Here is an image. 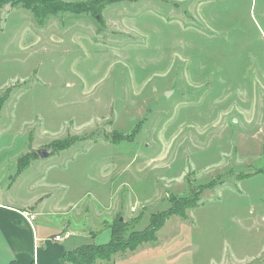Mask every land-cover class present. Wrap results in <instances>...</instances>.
Returning a JSON list of instances; mask_svg holds the SVG:
<instances>
[{
    "label": "rangeland",
    "instance_id": "rangeland-1",
    "mask_svg": "<svg viewBox=\"0 0 264 264\" xmlns=\"http://www.w3.org/2000/svg\"><path fill=\"white\" fill-rule=\"evenodd\" d=\"M61 1L84 9L41 20L0 6V146L19 159L11 179L40 149L61 192L107 176L104 226L121 216L124 240L171 199L193 205L157 241L103 264H264V0H125L99 11L103 0ZM74 194L79 209L105 202ZM100 210L89 209L93 227Z\"/></svg>",
    "mask_w": 264,
    "mask_h": 264
},
{
    "label": "crops",
    "instance_id": "crops-1",
    "mask_svg": "<svg viewBox=\"0 0 264 264\" xmlns=\"http://www.w3.org/2000/svg\"><path fill=\"white\" fill-rule=\"evenodd\" d=\"M9 148V145L0 146V264H11L12 261L19 264H58L64 254L94 245V237L98 233L108 231L111 236L112 229L104 226L109 220L107 215L111 206L106 199L114 197L108 192L107 176L101 179L86 176L80 184L74 183L72 190L61 192L59 172L54 170V166L50 169L42 164L43 159L53 157L48 155L46 158L40 156L39 162L33 160L23 172L11 179L8 166L15 164L17 167L19 159L14 156L17 153L4 157ZM114 186L111 184L110 189ZM115 187L118 189L119 185ZM94 191H99L105 202L96 197L79 209L77 200L71 196L75 193L73 196L77 197L78 192L88 195ZM92 207L106 210H100L97 227L91 225L89 209ZM26 213L34 216L32 222L25 217ZM57 235L61 239L56 241ZM103 263L111 261L97 264Z\"/></svg>",
    "mask_w": 264,
    "mask_h": 264
},
{
    "label": "trees",
    "instance_id": "trees-1",
    "mask_svg": "<svg viewBox=\"0 0 264 264\" xmlns=\"http://www.w3.org/2000/svg\"><path fill=\"white\" fill-rule=\"evenodd\" d=\"M120 1L125 0H103L100 6L96 5L92 7H94L95 10L98 9L99 11L100 7H106L112 3ZM7 3H10L13 6L22 5L25 9L31 11L33 15H36L41 20L47 19L49 16L55 15L57 13H79L82 9H84L78 5H72L67 2L64 3L61 0H4L0 6H3ZM223 12L225 11L223 10ZM239 32H241L240 29L238 27L235 28L234 24L230 26V34L232 36ZM230 39L235 42L234 37H230ZM227 42L230 41L226 40L225 43ZM245 60L243 61V64L246 63ZM246 68L247 66H242L243 72L249 71L248 69L246 70ZM24 170V168L19 166L18 173H21ZM201 194L202 192L200 195ZM171 201V206L168 208V210L160 214H155L151 218L146 229L141 231H133V233L129 234L127 238L128 242H126L127 240H124V235L127 232L128 225L123 221L121 216H118L112 224L113 227L111 239L109 240L110 242L103 245H88L81 247L71 253H66L59 260L58 264H97L100 261H111L112 258L119 253H126L128 251L133 252L139 246L145 243L157 241V232L162 229L167 219L172 216H179L182 219H186L187 211L193 209V205L186 199H171ZM11 264L19 263L17 261H12Z\"/></svg>",
    "mask_w": 264,
    "mask_h": 264
},
{
    "label": "water",
    "instance_id": "water-1",
    "mask_svg": "<svg viewBox=\"0 0 264 264\" xmlns=\"http://www.w3.org/2000/svg\"><path fill=\"white\" fill-rule=\"evenodd\" d=\"M4 2V0H0V4H2ZM169 94L170 93H167L166 94V97H169ZM39 154L42 158H46L49 154H48V151H46L45 149H40L39 150Z\"/></svg>",
    "mask_w": 264,
    "mask_h": 264
},
{
    "label": "built area",
    "instance_id": "built-area-1",
    "mask_svg": "<svg viewBox=\"0 0 264 264\" xmlns=\"http://www.w3.org/2000/svg\"><path fill=\"white\" fill-rule=\"evenodd\" d=\"M25 217L28 219V221H30V222H32V220L34 219V216L33 215H31V214H29V213H26V215H25ZM61 239V236L60 235H57L56 237H55V240L57 241V240H60Z\"/></svg>",
    "mask_w": 264,
    "mask_h": 264
}]
</instances>
